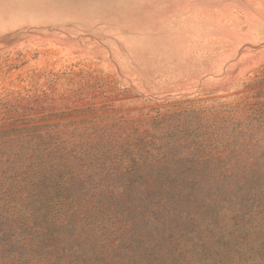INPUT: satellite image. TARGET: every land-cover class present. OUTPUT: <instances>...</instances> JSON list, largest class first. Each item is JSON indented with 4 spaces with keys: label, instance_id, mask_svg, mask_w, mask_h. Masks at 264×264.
Here are the masks:
<instances>
[{
    "label": "rangeland",
    "instance_id": "1",
    "mask_svg": "<svg viewBox=\"0 0 264 264\" xmlns=\"http://www.w3.org/2000/svg\"><path fill=\"white\" fill-rule=\"evenodd\" d=\"M0 264H264V0H0Z\"/></svg>",
    "mask_w": 264,
    "mask_h": 264
}]
</instances>
